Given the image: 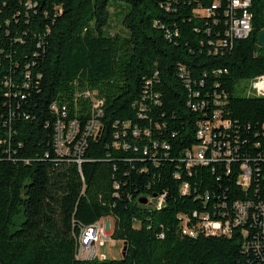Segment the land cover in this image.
<instances>
[{
	"label": "trees",
	"instance_id": "trees-1",
	"mask_svg": "<svg viewBox=\"0 0 264 264\" xmlns=\"http://www.w3.org/2000/svg\"><path fill=\"white\" fill-rule=\"evenodd\" d=\"M215 1L210 17L196 13ZM228 4L0 0V264H264L263 229L251 219L245 237L240 226L190 236L179 218L193 224L194 212L264 202V97L247 94L264 74V0H252L250 35L221 45ZM112 6L123 33L109 31ZM96 99L101 132L87 137L79 163L75 144L98 113ZM200 100L205 109L194 110ZM216 109L230 124L215 129L217 140L238 148L235 159L190 174L182 158L205 139L199 122ZM59 119L80 125L69 155L54 145ZM243 160L254 167L248 190L237 183ZM162 194L160 208L149 202ZM105 217L125 257L79 258L82 229ZM245 241L260 249L245 250Z\"/></svg>",
	"mask_w": 264,
	"mask_h": 264
},
{
	"label": "built area",
	"instance_id": "built-area-1",
	"mask_svg": "<svg viewBox=\"0 0 264 264\" xmlns=\"http://www.w3.org/2000/svg\"><path fill=\"white\" fill-rule=\"evenodd\" d=\"M221 2L215 1L210 8H199L196 13L210 17L215 13V9L220 7ZM252 0H229L228 10L226 15L229 18V29L226 32L228 40H221L219 44L227 45L229 40L244 39L247 38L253 29V14L251 11ZM183 72L184 69L180 68ZM184 76V75H183ZM199 93H196L198 96ZM247 94L251 96L264 97V74L260 75L250 81L247 89ZM103 104L101 100H94V107L98 110L97 115L92 117L85 127V131L82 138L77 144H75V150L73 155L78 157L76 160L80 163L81 159L79 155L82 153V146L85 144L88 136L96 137L101 132V123L98 116L101 113L100 106ZM191 107L194 110H203L207 105L206 100H200L198 103L190 102ZM55 108V106L53 105ZM142 116V114H139ZM230 124L228 121H223L221 117V110L216 109L213 111L212 119H205L199 122L197 133L208 132V139L199 140V143L191 149L186 150L182 161L186 165V169L191 174V169L197 165H209L215 161H225L230 164L235 158V152L238 148H233L230 142H223L217 140L215 129L223 126L228 127ZM80 132V125L77 121L66 123L59 119L55 126L54 145L56 151L60 155H69V145L74 143ZM139 129L134 128L133 134L138 136ZM119 134H116L118 137ZM1 142V140H0ZM124 148L128 147L127 144L122 145ZM167 148V145H165ZM210 152V155L207 153ZM145 153L147 151L145 150ZM239 155V153H238ZM238 158V157H237ZM241 172L238 177V184L244 189L248 190L253 183L254 167L248 160H243L240 165ZM264 174V173H263ZM175 177L180 178L181 174L176 173ZM264 177V176H263ZM183 194L190 193V186L188 183H184L181 188ZM165 194H162L156 201H152L148 198L149 202L160 208L163 204ZM227 208V205H226ZM231 211L220 212L216 210L214 214L206 212L199 214L194 212L193 216L196 221L191 224V218L182 214L179 218L182 220V230L184 233L190 236H196L199 233L206 235H231L232 231L236 228L243 227L242 234L246 237L249 232L244 228V225L251 219L254 223L258 224L263 229L264 233V202L255 203L252 200L236 201L232 204ZM261 213V216H260ZM218 215V216H217ZM219 217V218H217ZM110 217L102 218L101 220L84 227L79 236V244L77 256L79 258L91 259L92 253H99L100 246L104 245L107 241L112 242L111 236V220ZM108 219L109 225L104 220ZM113 243V242H112ZM252 247L258 251L260 245L256 242H246L243 244L245 250H250Z\"/></svg>",
	"mask_w": 264,
	"mask_h": 264
},
{
	"label": "rangeland",
	"instance_id": "rangeland-1",
	"mask_svg": "<svg viewBox=\"0 0 264 264\" xmlns=\"http://www.w3.org/2000/svg\"><path fill=\"white\" fill-rule=\"evenodd\" d=\"M111 11L113 12L110 29L109 31L112 34L123 33L126 31L123 22L122 16L119 13V9H115L114 6L111 7ZM108 219H105L104 222L109 225ZM114 219L111 218V233L114 227ZM113 242V243H112ZM112 242L107 241L104 245L100 246L99 253H96L97 257L103 259L104 257L108 258H122L123 257V248L124 244L121 240H112Z\"/></svg>",
	"mask_w": 264,
	"mask_h": 264
},
{
	"label": "water",
	"instance_id": "water-1",
	"mask_svg": "<svg viewBox=\"0 0 264 264\" xmlns=\"http://www.w3.org/2000/svg\"><path fill=\"white\" fill-rule=\"evenodd\" d=\"M258 42L261 46H264V31H262L259 35H258ZM147 199H142V202H146ZM126 249H127V246L124 245V248H123V257H125L126 255Z\"/></svg>",
	"mask_w": 264,
	"mask_h": 264
},
{
	"label": "bare ground",
	"instance_id": "bare-ground-1",
	"mask_svg": "<svg viewBox=\"0 0 264 264\" xmlns=\"http://www.w3.org/2000/svg\"><path fill=\"white\" fill-rule=\"evenodd\" d=\"M199 135L201 136V137H204L205 139H208V132H201V133H199ZM161 206V205H160ZM93 258H98L97 257V255H96V253H92L91 254V259H93ZM105 258V257H104Z\"/></svg>",
	"mask_w": 264,
	"mask_h": 264
},
{
	"label": "crops",
	"instance_id": "crops-1",
	"mask_svg": "<svg viewBox=\"0 0 264 264\" xmlns=\"http://www.w3.org/2000/svg\"><path fill=\"white\" fill-rule=\"evenodd\" d=\"M110 220H111V218H109ZM123 242V241H122ZM123 244H124V242H123Z\"/></svg>",
	"mask_w": 264,
	"mask_h": 264
}]
</instances>
